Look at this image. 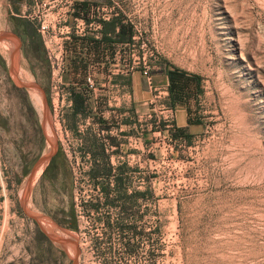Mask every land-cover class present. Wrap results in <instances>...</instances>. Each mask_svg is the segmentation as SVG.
<instances>
[{
  "label": "rangeland",
  "instance_id": "374dc122",
  "mask_svg": "<svg viewBox=\"0 0 264 264\" xmlns=\"http://www.w3.org/2000/svg\"><path fill=\"white\" fill-rule=\"evenodd\" d=\"M99 2L131 77L195 76L197 124L175 141L158 93L120 126L64 124L32 0H0V264H264V0Z\"/></svg>",
  "mask_w": 264,
  "mask_h": 264
},
{
  "label": "crops",
  "instance_id": "0c3cea01",
  "mask_svg": "<svg viewBox=\"0 0 264 264\" xmlns=\"http://www.w3.org/2000/svg\"><path fill=\"white\" fill-rule=\"evenodd\" d=\"M98 4L97 0H79L78 12L91 11ZM116 16L105 22L100 32L81 39L75 38L68 44L63 85L70 94L71 110L65 111L66 120L63 123L66 124L70 113H73L75 119L96 118L99 123L120 126L131 110L132 101L137 100L140 107H145L146 100L158 93L155 97L172 102L168 108H172L175 115L181 118L173 132L176 128L188 132L196 123L192 101L187 97L181 101L174 100V95L180 92V85H185L182 94L196 97L197 79L184 72L183 81L178 82L177 78L182 72L170 67L156 68L149 78L142 73V77L135 73L132 77L127 74L125 69L128 66L127 53L131 37L125 17ZM89 77L95 82L93 90L88 87Z\"/></svg>",
  "mask_w": 264,
  "mask_h": 264
},
{
  "label": "built area",
  "instance_id": "2783aa9c",
  "mask_svg": "<svg viewBox=\"0 0 264 264\" xmlns=\"http://www.w3.org/2000/svg\"><path fill=\"white\" fill-rule=\"evenodd\" d=\"M91 11L78 12L77 3L79 0H32L30 6H25L26 11L22 17L32 23H38V31L41 34L43 43L46 47L48 60L52 74V84L55 90L60 88L61 101L68 100L71 106L70 94L63 85V76L66 70V60L68 44L75 38L81 39L89 34L98 33L102 30L105 22L111 21L113 17L109 4L99 2ZM102 15L99 16V11ZM40 11L41 15L37 18L34 14ZM129 73V67L125 69ZM142 74L151 77V70L143 67ZM89 89H95L94 79L89 77L87 80ZM164 111L173 118L175 113L172 108H165ZM163 113V112H162Z\"/></svg>",
  "mask_w": 264,
  "mask_h": 264
},
{
  "label": "trees",
  "instance_id": "16d2710c",
  "mask_svg": "<svg viewBox=\"0 0 264 264\" xmlns=\"http://www.w3.org/2000/svg\"><path fill=\"white\" fill-rule=\"evenodd\" d=\"M132 38V35L130 36ZM182 72V71H181ZM182 74H184V72H182L180 74V76L177 78V81L178 82H182L183 81V78H182ZM172 79H174L172 77ZM185 85H183V87H181V85L179 86V89L180 92H177L175 95H174V100H178V101H181V99H191L190 96H185L184 94H182V90L184 88ZM197 123H195L196 125ZM172 138L176 141V140H183V141H190L191 139V136L188 134L187 131H184L183 129H180V128H176L175 131L173 132V134L171 135ZM123 179H118L119 182H122Z\"/></svg>",
  "mask_w": 264,
  "mask_h": 264
},
{
  "label": "flooded vegetation",
  "instance_id": "af4514ba",
  "mask_svg": "<svg viewBox=\"0 0 264 264\" xmlns=\"http://www.w3.org/2000/svg\"><path fill=\"white\" fill-rule=\"evenodd\" d=\"M57 159V155H55V156H53L52 157V159H50V164H49V166L48 167H55V160ZM62 213V212H61ZM65 217H66V215H65ZM55 218V217H54ZM58 218L59 217H57V215H56V218H55V221L57 222V224H61L60 222V220H58ZM67 218V217H66ZM73 218V217H72ZM72 218H69V220H67L68 221V223L70 224V222L73 220Z\"/></svg>",
  "mask_w": 264,
  "mask_h": 264
},
{
  "label": "water",
  "instance_id": "95a60500",
  "mask_svg": "<svg viewBox=\"0 0 264 264\" xmlns=\"http://www.w3.org/2000/svg\"><path fill=\"white\" fill-rule=\"evenodd\" d=\"M36 170L35 168L33 169L31 175H30V178H29V182H28V185H27V190L29 191L30 190V187H31V183H32V179H33V176L35 174ZM64 242V241H63Z\"/></svg>",
  "mask_w": 264,
  "mask_h": 264
},
{
  "label": "bare ground",
  "instance_id": "6f19581e",
  "mask_svg": "<svg viewBox=\"0 0 264 264\" xmlns=\"http://www.w3.org/2000/svg\"><path fill=\"white\" fill-rule=\"evenodd\" d=\"M36 94V93H35ZM35 97H37V96H35ZM43 100V99H42ZM42 100H40L39 99V101L41 102V104H43V101ZM50 121V120H49ZM42 170V169H41ZM38 173H40V172H38ZM36 178V177H35ZM58 242V241H57Z\"/></svg>",
  "mask_w": 264,
  "mask_h": 264
}]
</instances>
